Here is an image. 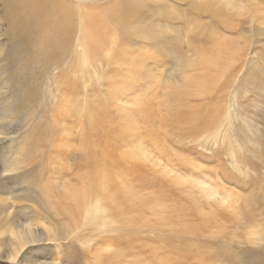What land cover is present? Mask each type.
Returning a JSON list of instances; mask_svg holds the SVG:
<instances>
[{
  "label": "bare ground",
  "instance_id": "bare-ground-1",
  "mask_svg": "<svg viewBox=\"0 0 264 264\" xmlns=\"http://www.w3.org/2000/svg\"><path fill=\"white\" fill-rule=\"evenodd\" d=\"M2 1L9 9L17 11L13 22L12 18H7L13 46L5 51V57L13 63H23L27 75L24 82L26 90L19 98L18 108L30 113L29 118L33 117L35 105L32 101L37 100L38 106L43 105L44 96L49 94L47 89L39 92L35 88L38 86L33 70L36 61L42 73L59 69L62 73L54 79L56 89L65 82L67 85L70 83L72 95L65 89L67 94L58 92L60 96L57 94L51 98L50 108L58 112L52 118L48 114L45 120L39 119V124L47 134L67 131L68 135H73L80 128L82 134L78 145L61 140L62 151L55 152L60 157V165L52 167V176L56 178L50 176L52 180L38 183L37 177H42L49 170L44 168L41 160L25 168L29 169L26 174L31 176V182L24 187V193L35 204L30 205L19 220L15 213L5 210L4 204L10 208L16 198H21L22 192H13L5 181L0 180V258L14 264H33L30 250L26 249L43 237L54 239L56 228L61 225L71 247L91 252L93 259L87 264H223L225 258L221 255L211 256L208 251L195 249L198 237L202 239L204 225L214 216L212 211L208 214L202 212L201 222L194 223L188 219L194 204L201 199L196 198V192L190 191L187 201L176 199L177 193L173 189L166 195L144 198L145 187H163L164 180H150L135 190L131 169L144 170L145 165L141 161H145L153 167L158 163L162 170L168 165L169 145L184 144L183 149L191 146L198 150L200 144L203 145L200 141L208 143L209 139L214 140L220 131L214 100L210 98L207 100L209 103H204V106L210 104L209 116L203 108L190 105L189 101L195 96L210 94L212 97L214 91H218L216 84L207 86L204 91L202 89L210 79L206 68L208 65H217L219 70L220 67L230 68L246 46H239L238 40L231 39L227 41L223 55L221 42L216 49L218 55H211L206 60L199 53L196 57L179 58L170 72L153 73L147 69L149 60L156 59L159 51L169 48L165 45L175 44L172 36L175 28L166 22L170 18L168 1L164 2L165 6L160 0H114L100 5L94 0ZM37 42L43 53L38 46L28 53L31 45ZM145 42L155 47L146 46ZM157 42L162 45L156 46ZM27 55L30 61L23 60ZM71 55L75 57L72 62L68 60ZM189 66L199 67L204 73L186 71ZM177 71H180V76L175 82ZM97 77L98 80L107 79L106 91L101 93L95 88V97L83 95L85 88L89 87V80L92 79L90 85L96 87ZM250 80L255 84L253 78L247 77V85ZM158 83H162L160 86L164 89L160 93L161 89H156ZM163 108L170 111L165 113ZM13 109L17 110L11 101L5 104L2 109L4 115L0 116L8 122L13 119ZM69 117L73 122L72 125L68 123L65 129L63 126ZM232 121L240 127V122L234 117ZM46 122L54 126L48 127L46 125L50 124ZM223 125L229 126L224 138L225 148L230 147L226 149L228 152L244 151L257 145L262 148L261 156L264 158L263 138L257 135L249 115L243 112L240 135L235 139L232 138L231 119L226 117ZM2 128L0 126V133H3ZM4 128L9 129L6 125ZM52 135L47 142L56 148ZM18 150L17 147L16 154ZM69 151L76 154L69 155ZM43 153L45 159L50 157ZM73 158L78 161L76 172L69 173L67 169ZM238 160L244 162L245 157L240 154ZM17 161L13 162L16 167L19 166ZM22 162L26 164L30 160ZM182 162L189 165L185 160ZM180 168L193 172L186 166ZM2 171L6 173L9 169L4 167ZM140 175L142 173L137 177ZM224 175L223 179L227 181L230 174ZM183 179L180 176L177 180ZM19 182L25 181L20 179ZM202 184L193 178L191 189ZM205 192L208 199L214 197L216 200L219 194L214 188ZM7 193L10 195L6 196ZM181 201L184 204L175 203ZM73 229L86 231L80 241L83 247L72 239ZM6 234H9V239L4 237ZM4 244H8L11 251L2 249ZM44 245L50 246L48 243ZM124 250L127 251L123 253ZM42 251L44 254L46 249L42 248ZM259 256L264 257L263 250ZM249 258L250 252L246 251L236 259L242 264H251ZM229 260L233 262L231 258ZM39 264L60 263L47 259Z\"/></svg>",
  "mask_w": 264,
  "mask_h": 264
},
{
  "label": "rangeland",
  "instance_id": "rangeland-1",
  "mask_svg": "<svg viewBox=\"0 0 264 264\" xmlns=\"http://www.w3.org/2000/svg\"><path fill=\"white\" fill-rule=\"evenodd\" d=\"M94 1L99 5L102 3L107 4L112 1L114 2V0ZM160 1L163 3L162 6H165L164 2L168 1L166 3L169 5L170 18L164 21L175 28L173 29L174 31L172 30L175 44L165 45L169 48H164L162 51H159L156 59L149 60L147 63V69L149 71L153 73H163L162 71L164 70L170 72L172 69L171 67L178 64L179 58L182 59L188 56L196 57L198 53L202 55V59L206 60V58L211 55L219 54L216 49L220 47L219 45L221 42L223 55V50L228 45L227 41L231 39L238 40V45L244 44L246 48L243 52L241 51L242 53L240 56L235 58V62L230 68L220 67L219 70L217 65H208L206 71L210 73V79L202 89L204 91L207 86L216 84L215 86L218 87V91H214L212 97H210V94L207 95L208 97L195 96L189 101L190 105L203 108L205 111L203 109L201 110L209 116L208 108L210 104H206V108L204 103H206L208 99L210 100V98L214 100L213 104L216 106L214 113L219 116L220 122V131L218 135L214 137L215 144L213 143L214 140L211 139H209L208 143L200 141L203 145L200 144L198 150L191 146L187 149H183L182 147L186 146L184 144H179V146L169 145L168 165L162 168V170L158 163L153 167L150 162L141 161L145 165L144 170L142 168H140V170L131 169V175L135 178V190L140 189V187L143 186L142 183L163 178V187L148 185L144 188L142 193L144 194L143 197L150 199L159 194L166 195L173 189L175 193H177L176 199L187 201L190 194L189 192H196V198L201 199L198 204H194V208L190 211V218L188 219L192 220L194 223L201 222L202 212L208 214L212 211L214 216L204 225L205 230L201 232L203 234L202 239L198 237V242L194 244L195 249L208 251L211 256L215 254L221 255L225 258L223 264H242L241 261H238L236 258H239L246 251H249V261L251 264H264V257L259 256L261 250L264 251V158L261 156L262 148L256 145L250 149H244V151L240 149L238 152H228L227 150H229L230 147L225 148L224 138L227 135L229 126L223 125L226 117L231 119L233 130L232 138L235 139L240 135L239 129L242 124V114L245 112L249 115L250 121H253L254 127L257 130V135L263 138L264 143V111L261 110L264 109V0ZM78 8L77 6V9ZM18 10L20 11L19 7ZM16 15L17 11L15 9H9V7L0 0V114L4 115L5 111H2V109L5 107V104L11 103V101L14 102V106L17 108V110H12L13 119L9 120L10 122H7L5 120L6 118L0 116V126H3V133H0V140L2 139L0 142V170L2 171L4 167L9 169L6 173L3 171L1 172L0 180L5 181V185L12 188L11 190L13 192H22L21 198H16V202L11 205L10 208H7L4 204L5 210L8 213L10 211L11 213H15L17 220H19L24 216V212L29 210V206L35 204L33 200L27 199L24 193V187H28V182H31V176L26 174L29 169L25 168L41 160L44 162V168L49 170H47L42 177H37L38 183L44 184L48 180L56 178V176H52V167L54 164L60 165V157L56 156L55 152L58 150L62 151L61 148H63V145L60 144L61 140L65 139L66 143L78 145L82 130L81 128L77 129V134L73 135H68L67 131H58L52 135V133L47 134L44 127L39 124V119L45 120V116L48 114L49 116L51 114L52 118L53 114L58 112L55 108V111L53 108H50L49 102L51 98H54L57 94L59 96L60 94H67L65 89L70 91L72 86H68L70 83L67 85V82H65L64 85L58 87L59 89H56L54 79L59 78L62 72H59V69H54L42 73L39 70L38 61L35 62V66L33 67L34 74L36 75V82L38 84V86L35 85V88H37L39 92L44 89H47L49 92V94L44 96V104L46 105L43 104L38 106L39 102L37 100L34 102L33 100L32 102L35 105L33 109L35 116L33 115V117L30 118V113L18 108L19 98L26 90V85L24 84L27 77L26 71L24 70L23 63H18L17 61L13 63L5 57V51L12 49L13 46V41L10 38L11 33L8 32L7 29L9 28L7 18H12L13 22V16ZM200 33L201 36H199ZM244 40L245 42H243ZM144 44L152 48L155 47L148 42ZM160 45L162 44L157 42L156 46ZM31 46L28 53H31L33 48L37 46L38 49L42 51L39 42ZM28 55L23 60L30 61V56ZM72 58L73 60L75 59V57L71 55L68 60L71 61ZM69 63L70 62L67 64ZM198 70L199 67L189 66L186 71L199 74L204 73V71ZM179 76L180 71H177V75L174 78L175 82L179 81ZM98 77L95 81L96 87L90 85L92 79L89 80V87L85 88L82 93L83 95L87 94L88 97H95V88L101 93L106 91L108 85L107 79L105 80L102 78L98 80ZM247 77L253 78L255 84L250 80V82H248L249 85H247ZM161 84L162 83H158L156 88L158 90L161 89L159 93L164 90ZM138 85H140V83L137 84V86ZM64 86L67 88H64ZM85 86H87V84ZM260 87L263 88L261 89ZM58 92H60V94ZM238 92H241V95L238 96ZM71 93L72 91L68 94ZM48 95H50V97ZM55 103L58 104V102ZM55 107H57V105H55ZM163 111L167 113L170 110L163 108ZM239 112L240 115L237 116ZM233 117L235 121L238 120L240 122L239 128L232 121ZM51 118H49L50 122L52 121ZM72 122V118L68 119L63 127L66 129V125L68 123L72 125ZM46 123L50 124L46 125L48 127L51 125L54 126L52 123ZM4 125L9 129L4 128ZM8 130L11 133H4ZM51 135L57 144L56 148H53L52 145L47 142V139L51 138ZM17 147L19 150L16 154L15 149H17ZM148 148H150L149 150L151 151L152 148L150 146ZM43 152L48 153L50 157L45 159V154ZM68 154L74 155L76 153L69 151ZM152 154H155L153 149ZM240 154L245 157L244 162L238 160ZM27 159L30 160V163L25 164L22 162ZM15 160H18L16 163H18L19 166L17 167L13 163ZM182 160H185L189 165H185ZM71 161L67 169L69 173L76 172V165L78 164L75 158ZM185 166L190 170L193 169V172L191 173L186 169L180 168ZM17 169L19 171L16 172ZM139 173H142V175L138 178L137 176ZM227 173L230 174V176L226 181L223 179V176ZM21 174L22 176H20ZM63 175L67 177V174ZM50 176H52V178ZM180 176H183L184 179L177 180ZM193 178L200 180L203 184L194 186L191 189ZM20 179L25 182H19ZM180 183L182 185H177ZM210 188H214L219 192L216 196V200L214 197L210 199L206 198L205 195L207 192H205V190ZM9 195V193L6 194V196ZM183 201L175 203L177 205L184 204ZM177 214L178 212L176 211V215ZM63 223L64 221L60 224ZM56 231L57 234L54 239L51 240L47 237H43L37 241L35 245L29 246L26 249L30 250L29 254L32 257L31 260L33 264H39L42 260L47 259L52 262L53 260H57L60 264H87L93 259L90 251L86 252L80 248L76 249L68 244L70 239H67L64 235L61 225L56 228ZM71 231L73 233L72 239L76 241L77 245L82 246L80 241H82L83 233L86 231H79L77 229ZM4 237L9 239V234H6ZM45 243L50 244V246L44 245ZM94 245L95 243L91 247H94ZM229 245L231 248H229ZM42 248L46 249V254H42ZM2 249L11 251L8 248V244H4ZM126 251L127 250H124L122 252L124 253ZM230 258L233 262L229 260ZM0 264L14 263L5 258H0Z\"/></svg>",
  "mask_w": 264,
  "mask_h": 264
}]
</instances>
